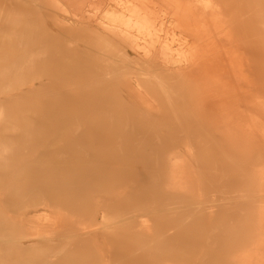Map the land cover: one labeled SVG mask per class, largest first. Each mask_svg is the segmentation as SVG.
Wrapping results in <instances>:
<instances>
[{
	"label": "bare ground",
	"instance_id": "1",
	"mask_svg": "<svg viewBox=\"0 0 264 264\" xmlns=\"http://www.w3.org/2000/svg\"><path fill=\"white\" fill-rule=\"evenodd\" d=\"M254 4L258 20L264 0ZM248 10L249 0H0V140L23 136L24 95L44 90L71 111L72 120L107 126L118 119V137L128 142L169 136L178 140L176 134L153 127L169 124L177 115L172 108L182 105L187 108L182 119H198L202 134L206 131L207 138L232 148L246 140L250 120L262 116L263 109L264 29L259 21L249 24ZM250 103L256 105L253 111ZM86 133L76 140L101 142V131L89 128ZM219 155L215 150L204 156L200 186L223 199L209 198L210 191L201 187L181 188L182 160L167 162L168 181L177 184L176 191L186 192L184 205L171 208L174 214L184 210V232L176 236L184 257L175 259L176 264H264L260 211L246 213L243 229L250 240L237 250L223 248L233 235L214 223L234 203L257 206L254 198L264 192V177L257 173L264 164L244 168L229 159L221 162ZM233 167L236 175L228 176ZM47 203L37 206L51 219L33 212L14 223L19 235H0V259H5L7 248H23L22 240L30 247L60 248L61 253L77 247L84 236L94 241L98 231L114 235L116 224L134 219L139 235L150 229L142 215L127 216L118 209L100 223L90 220L65 228L67 213ZM51 220L56 226L51 233L34 227ZM109 245L115 246L110 240Z\"/></svg>",
	"mask_w": 264,
	"mask_h": 264
},
{
	"label": "rangeland",
	"instance_id": "2",
	"mask_svg": "<svg viewBox=\"0 0 264 264\" xmlns=\"http://www.w3.org/2000/svg\"><path fill=\"white\" fill-rule=\"evenodd\" d=\"M254 10V0H249V24L259 21L264 29V6L258 20ZM260 32L264 43V30ZM39 74L33 75L37 77ZM261 85L262 116L250 120L246 140L235 142L232 148L227 147L229 151L220 142L207 138L206 131L202 134L198 119H182L187 110L182 105L172 108L177 115L171 117L169 124L157 122L153 127L163 133L176 134L178 140L169 136L136 138L128 142L118 137V119L107 126L98 125L93 120L87 123L72 120L71 111L65 105L56 104L53 92H26L23 136L0 140V235H19L20 228L14 223L33 212L41 211L44 217L51 219L52 215L46 209L37 206L42 201L67 213V220L62 224L65 228L74 229L90 220L100 223L104 216L109 217L118 209L121 210L118 213L127 216L142 215L149 220L150 229L139 235L135 228L138 221L134 219L123 226L116 224L118 230L114 235L98 231L93 236L94 241L84 236L77 247L61 253L60 248L30 247V243L22 240L23 248H7L8 253L4 255L5 259H0V264H176L175 259L184 257L183 249L176 242V236L184 232V210L181 207L174 214L171 208L177 203L184 205L186 192L181 188L187 185L201 187L204 156L219 150L223 163L229 159L230 163L236 161L244 168L264 164V67ZM254 107L256 105L250 103V111ZM112 112L116 114L118 109ZM132 127L127 129L135 130ZM89 128L101 131V142L76 140ZM171 158L182 160L184 164L185 172L179 174L182 182L178 183L181 187L178 191L173 188L177 184L168 181L170 168L167 162ZM263 169L259 168L257 175L264 177ZM226 173L233 176L237 171L233 167ZM185 178L198 182L187 184ZM249 182L243 181L245 184ZM201 188L210 191L209 198L214 195L224 198L217 195V191ZM254 199L257 206L252 208L249 202L248 205L234 203V208L223 212L214 221L217 229L226 226L233 235L223 248L237 250L250 240L243 229L248 225L246 213L251 210L264 215V192ZM19 214L21 216L17 217ZM47 222L34 227L49 233L55 231V222ZM262 229L264 232V227ZM108 235L115 244L113 248L109 245ZM55 237L54 234L50 237L53 242ZM123 241H126L124 245ZM212 248L209 246V251Z\"/></svg>",
	"mask_w": 264,
	"mask_h": 264
}]
</instances>
